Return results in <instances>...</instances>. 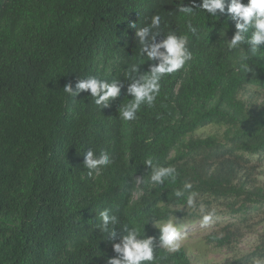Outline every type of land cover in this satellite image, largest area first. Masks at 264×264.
Instances as JSON below:
<instances>
[{"label": "trees", "instance_id": "16d2710c", "mask_svg": "<svg viewBox=\"0 0 264 264\" xmlns=\"http://www.w3.org/2000/svg\"><path fill=\"white\" fill-rule=\"evenodd\" d=\"M202 2L0 0V264H109L122 259L114 246L137 226L138 239L153 240L154 259L141 264H194L185 247H161L156 225L197 215L175 196L185 180L198 201L222 200L232 213L247 217L264 205V44L253 54L250 30L230 48L238 31L230 0L216 17ZM181 6L193 7V17H182ZM154 15L162 24L149 43L186 34L193 58L162 79L153 105L125 122L129 88L160 63L141 55L137 35ZM137 58L143 64L130 75ZM90 78L115 83L118 97L97 104L77 88ZM69 84L75 95L64 92ZM210 124L222 130L194 134ZM89 151L112 163L97 173L86 166ZM149 157L176 167V183L154 184ZM105 211L116 218L107 230ZM239 235L226 226L207 238L226 246ZM256 260L264 262V239L234 264Z\"/></svg>", "mask_w": 264, "mask_h": 264}, {"label": "clouds", "instance_id": "9594fccd", "mask_svg": "<svg viewBox=\"0 0 264 264\" xmlns=\"http://www.w3.org/2000/svg\"><path fill=\"white\" fill-rule=\"evenodd\" d=\"M195 2V0H194ZM201 7L216 17L217 11H225L226 0H203ZM227 11L234 19L238 21L236 27L238 31L235 33L230 48L236 49L240 47L246 40L245 34L252 30L251 37L247 39V43L252 46L251 51L256 54L261 44H264V0H230L227 5ZM179 13L184 18L193 17V7L181 6ZM189 32L194 33L196 28L193 27L190 19L187 21ZM162 24L160 15H154L151 19V24L140 30L137 35L140 37L141 55L147 53L148 59H159L158 66H153L149 74L143 75L133 83L129 88V93L134 95V99L127 101L121 109V119L125 122L135 120L136 114L141 106L147 104L153 105L157 96L160 94L161 81L166 76L182 69L186 62L192 60L193 55L186 48L189 37L188 35L169 34L167 38L161 43H149L147 39L153 29H159ZM135 27V25H131ZM151 36V41H155L156 35ZM164 49V51H161ZM248 56L242 55L240 57V71L247 73L250 71L247 64ZM138 64H143V60L137 58L131 66L129 74L138 72ZM80 90H90L93 97H97L96 103L102 104L109 101L110 98L118 97L120 88L115 84L98 82L96 78H90L87 81H81L77 84ZM64 92L68 95H75L72 86L69 84L65 86ZM101 92L103 93L101 95ZM247 98V97H245ZM93 152L89 151L86 155V166L91 169H96L99 173L100 169L107 167L112 163L109 155L103 154L100 159L93 158ZM145 164L153 167V174L151 181L154 184L163 183L168 180L170 183H176L179 175L176 167L158 165L153 158L145 159ZM193 183L189 180L183 182L182 188L175 192L176 197H184V203L190 208L197 206L201 211L205 209L203 202L198 204V193L193 190ZM215 211L208 212L202 217V226L207 227L213 222ZM103 219V227L107 230L110 222L115 223L116 218L110 217L108 212L101 213ZM162 232L161 247L167 252H177L182 246L183 236L179 227L169 219L166 223L160 225ZM141 229L137 226L136 230L130 232L123 238V244H116L115 251L120 253L122 259H111L109 264H141L144 261H152L154 259L153 240L152 239H138ZM114 234V233H113ZM254 264H264V262L256 260Z\"/></svg>", "mask_w": 264, "mask_h": 264}, {"label": "rangeland", "instance_id": "374dc122", "mask_svg": "<svg viewBox=\"0 0 264 264\" xmlns=\"http://www.w3.org/2000/svg\"><path fill=\"white\" fill-rule=\"evenodd\" d=\"M222 129L215 124L206 125L199 128L194 134L205 136ZM259 156H255L254 160H259ZM264 167V157H263ZM264 180V175H262ZM198 204L201 201H198ZM205 205L203 211L197 206L190 208V211L196 213L194 216H175L172 221L179 227L183 236L182 246L188 251L194 264H234L235 259L253 251L258 243L264 239V205L252 208L246 217L242 213H232L222 200H213ZM215 211L216 215L213 222L207 227L202 226V217L208 212ZM167 221L157 222L161 224ZM230 226L233 229L237 227L241 231V235L236 237L230 245L219 246L216 242H210L208 235L223 234L224 228Z\"/></svg>", "mask_w": 264, "mask_h": 264}]
</instances>
